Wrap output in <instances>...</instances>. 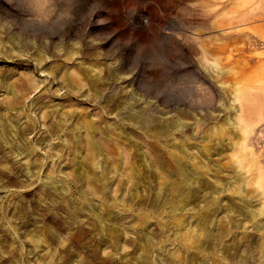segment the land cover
Segmentation results:
<instances>
[{
  "label": "rangeland",
  "instance_id": "374dc122",
  "mask_svg": "<svg viewBox=\"0 0 264 264\" xmlns=\"http://www.w3.org/2000/svg\"><path fill=\"white\" fill-rule=\"evenodd\" d=\"M0 264H264V0H0Z\"/></svg>",
  "mask_w": 264,
  "mask_h": 264
}]
</instances>
